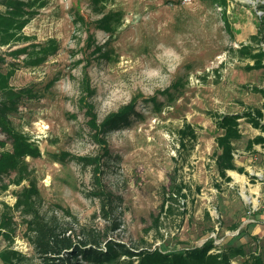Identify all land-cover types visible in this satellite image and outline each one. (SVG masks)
<instances>
[{
    "label": "rangeland",
    "instance_id": "1",
    "mask_svg": "<svg viewBox=\"0 0 264 264\" xmlns=\"http://www.w3.org/2000/svg\"><path fill=\"white\" fill-rule=\"evenodd\" d=\"M94 7L121 13L111 36L95 25L101 14ZM262 19L264 0H48L23 33L27 43L55 39L53 55L38 66H24L23 56L13 58L0 46V71L14 68L9 83L31 86L37 94L24 98L11 120L41 152L26 157L41 211L76 240L106 235L127 246L178 249L240 235L236 241L245 254L232 264H242L251 253L264 259V149L246 147L261 130L239 120L242 136L234 141V157L243 172H228L230 181L218 176L213 159L220 133L216 117L264 100V70L251 67L252 54L260 52L264 67ZM129 103L137 112L131 125L106 135L109 156L100 176L114 201L102 211L91 194L96 186L91 167L70 158L59 163L51 154L99 153L89 129L91 114L101 122ZM185 123L197 138L183 147L178 129ZM0 139L10 148L1 130ZM26 183L0 188V208L3 202L12 206ZM178 184L185 185V195L172 201L170 213L162 212L163 188ZM11 212V246L24 255L20 264H43L25 236L22 216ZM6 244L0 237V251Z\"/></svg>",
    "mask_w": 264,
    "mask_h": 264
},
{
    "label": "trees",
    "instance_id": "2",
    "mask_svg": "<svg viewBox=\"0 0 264 264\" xmlns=\"http://www.w3.org/2000/svg\"><path fill=\"white\" fill-rule=\"evenodd\" d=\"M47 2L48 0H0V46H7L10 49L8 54L13 58L18 59L23 56L24 66L34 67L44 63L58 48L55 39L45 43H27L29 37L23 33L24 26ZM93 10L101 14L95 20V25L111 36L121 22V13L115 11L104 13L98 7H94ZM261 21L264 22V19ZM260 26L262 24L259 23V30ZM100 48L96 46L95 49L100 50ZM252 58L254 63L251 67H262L264 70L261 63L262 53H254ZM13 71V67L5 73L0 71V130L10 141V148H3L5 141L0 139L2 148L0 150V188L7 189L11 183L20 185L24 180L27 183L15 192V201L12 206L3 202L0 208V237L7 242L0 251V259L4 264H20L24 258L21 251L11 246L15 234V221L11 212L14 210L22 216L26 226L25 236L43 264H75L81 261L86 264H232V258L238 254H245L243 244L236 241L240 235L227 236L219 243L208 238L200 245L178 249H166L161 246H127L122 241L108 238L106 235H90L84 239H74L67 228L57 224L55 217L47 216L40 209L39 189L33 169L26 157L37 158L41 156V152L36 142L30 140L27 134L17 130L11 120L18 112L22 100L36 97L37 94L31 86L13 87L9 83V77ZM87 107L90 112L91 106ZM135 115L137 112L132 103L120 106L101 122L96 121L93 113L88 124L91 135L100 148L99 153L94 155H69L65 152L51 154L52 159L59 163H64L66 158H70L81 166L91 167L96 184L91 194L100 200L102 211H106V206H111L114 201V196L105 188L100 176L103 158L109 156L106 135L114 129L130 126ZM263 116L264 100L261 106L248 107L242 112H226L216 117L215 125L220 133L215 137L216 150L213 152V159L217 174L223 180H231L230 175L227 174L228 170L243 172V167L236 165L234 158V141L242 136L239 120L246 119L249 124L264 133V123L260 121ZM262 133L249 139L246 147L250 149L255 144L264 146ZM178 135L179 144L183 147L186 140L193 141L197 138L195 129L188 123L178 129ZM5 176L9 178L6 182ZM184 187L185 185L178 184L169 189L163 188L160 204L162 212H171L172 201L178 200V195H185L182 192ZM242 264H264V259L261 253H251Z\"/></svg>",
    "mask_w": 264,
    "mask_h": 264
},
{
    "label": "built area",
    "instance_id": "3",
    "mask_svg": "<svg viewBox=\"0 0 264 264\" xmlns=\"http://www.w3.org/2000/svg\"><path fill=\"white\" fill-rule=\"evenodd\" d=\"M261 13H262V11H261ZM261 121V123H264V116L262 117V119L260 120ZM264 135V134H263ZM259 146L262 148V149H264V146L263 145H261V144H259ZM234 156H235V153H234ZM235 158V157H234Z\"/></svg>",
    "mask_w": 264,
    "mask_h": 264
},
{
    "label": "crops",
    "instance_id": "4",
    "mask_svg": "<svg viewBox=\"0 0 264 264\" xmlns=\"http://www.w3.org/2000/svg\"><path fill=\"white\" fill-rule=\"evenodd\" d=\"M257 145H259V144H255V145H253V146H257ZM233 170H228L227 171V174L229 175V173L228 172H232Z\"/></svg>",
    "mask_w": 264,
    "mask_h": 264
},
{
    "label": "bare ground",
    "instance_id": "5",
    "mask_svg": "<svg viewBox=\"0 0 264 264\" xmlns=\"http://www.w3.org/2000/svg\"><path fill=\"white\" fill-rule=\"evenodd\" d=\"M234 171V170H233Z\"/></svg>",
    "mask_w": 264,
    "mask_h": 264
}]
</instances>
